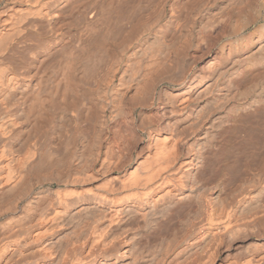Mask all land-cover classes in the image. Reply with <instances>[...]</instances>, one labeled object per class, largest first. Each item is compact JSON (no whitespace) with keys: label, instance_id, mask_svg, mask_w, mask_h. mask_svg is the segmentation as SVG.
Segmentation results:
<instances>
[{"label":"bare ground","instance_id":"bare-ground-1","mask_svg":"<svg viewBox=\"0 0 264 264\" xmlns=\"http://www.w3.org/2000/svg\"><path fill=\"white\" fill-rule=\"evenodd\" d=\"M0 264H264V0H0Z\"/></svg>","mask_w":264,"mask_h":264}]
</instances>
